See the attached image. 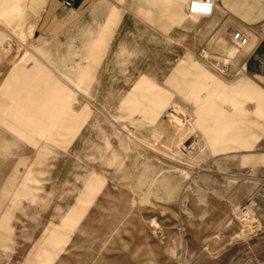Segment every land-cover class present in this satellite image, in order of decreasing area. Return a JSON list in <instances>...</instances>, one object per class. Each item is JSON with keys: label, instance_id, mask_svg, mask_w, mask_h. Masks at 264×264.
<instances>
[{"label": "rangeland", "instance_id": "1", "mask_svg": "<svg viewBox=\"0 0 264 264\" xmlns=\"http://www.w3.org/2000/svg\"><path fill=\"white\" fill-rule=\"evenodd\" d=\"M8 1L0 264H186L246 239L242 206L256 234L264 228V175L239 156L264 131V107L254 105L264 96L243 72L252 44L239 12L215 11L211 0L166 10L146 1L139 22L151 41L89 60L78 43L31 42V14ZM52 88L58 97L30 106L25 94Z\"/></svg>", "mask_w": 264, "mask_h": 264}, {"label": "crops", "instance_id": "2", "mask_svg": "<svg viewBox=\"0 0 264 264\" xmlns=\"http://www.w3.org/2000/svg\"><path fill=\"white\" fill-rule=\"evenodd\" d=\"M146 1L150 0H19V3H22L24 10L31 14L29 16L32 27L31 42L38 45L53 43L61 46L78 43L81 44L78 55L81 59L100 60L107 57V52L114 51L113 48L118 43L151 41L144 30L145 25L139 22L144 12H150V9L144 7ZM151 1L161 5L162 10H166L167 2L170 5L176 3L175 0ZM211 1L212 9L215 11H237L240 13L239 18H243L239 25L249 31V41L252 44L244 62L243 72L254 82L253 89L264 96V0ZM10 4L7 0H0V16L11 6ZM13 4V10H16V2ZM171 7L168 9H177ZM20 8L22 10V7ZM159 25L160 23L157 26ZM32 55L38 61L42 58L57 59L66 56L57 53L43 55L38 52ZM83 67L92 68L91 64L87 63ZM51 73L57 74L55 71ZM52 90L29 92L25 96L27 95L30 106H39L47 99L59 96L58 89ZM262 98L259 102L255 99L254 105L264 107V97ZM248 106L251 105L248 103ZM239 156H243L247 162L244 166L245 171L256 176L264 175V131L254 143V148L239 152ZM263 238L264 228L254 236L227 243L214 255H200L186 264H264V241L261 240Z\"/></svg>", "mask_w": 264, "mask_h": 264}, {"label": "built area", "instance_id": "3", "mask_svg": "<svg viewBox=\"0 0 264 264\" xmlns=\"http://www.w3.org/2000/svg\"><path fill=\"white\" fill-rule=\"evenodd\" d=\"M231 39L237 47H243L247 43V38L244 37L240 32L232 33ZM236 221L239 224L238 235L240 237H251L255 235L259 230V227L251 222L250 215L245 206L240 207L236 215Z\"/></svg>", "mask_w": 264, "mask_h": 264}]
</instances>
